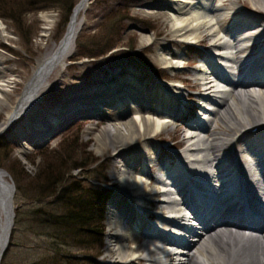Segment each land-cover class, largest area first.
I'll return each mask as SVG.
<instances>
[{
    "label": "bare ground",
    "instance_id": "bare-ground-1",
    "mask_svg": "<svg viewBox=\"0 0 264 264\" xmlns=\"http://www.w3.org/2000/svg\"><path fill=\"white\" fill-rule=\"evenodd\" d=\"M90 2L82 0L76 6L62 41L38 60L0 125V136L32 113L36 119L31 129L47 137L58 129L61 119L79 109L126 107L107 117L109 127L98 137L100 149L122 161L112 173L119 186L114 198L122 204L113 213L108 258L115 264H264V210L248 199V194L264 199V181L254 184L260 167L264 170V0H158L161 4L143 6L153 15H163L169 27L166 38L172 42L207 48L197 59L196 81L187 82L190 90L205 97L206 107L198 105L203 118L198 119L193 112L195 96L186 94L178 85V81L185 85L182 77L173 74L185 64V55L167 44L156 49L162 82L148 79L131 64L112 73L100 70L90 76L95 82L90 92L72 87L67 91L68 105L45 109L43 95L50 91L54 73L65 72L74 56ZM48 23L45 32L53 21ZM160 35L143 30L141 42L151 48ZM10 39L12 33L0 19V40ZM0 74L1 110L15 82L4 76L2 67ZM178 122L187 130L176 127L170 139L174 144L168 148L173 145L181 150L162 156L160 162L163 150L155 142H163L162 134ZM24 136L22 142H33L29 136L34 135ZM149 165L158 167L166 178L153 177ZM201 192L216 199L209 200ZM14 195L9 176L0 171V254L9 241ZM186 206L195 213L184 212ZM152 208L158 209L156 216ZM169 209L178 215L166 222L164 210ZM147 217H158V223L172 232L150 225ZM192 217L214 221V225L197 233ZM180 233L188 240L179 239ZM247 245L257 247L251 250Z\"/></svg>",
    "mask_w": 264,
    "mask_h": 264
},
{
    "label": "rangeland",
    "instance_id": "rangeland-1",
    "mask_svg": "<svg viewBox=\"0 0 264 264\" xmlns=\"http://www.w3.org/2000/svg\"><path fill=\"white\" fill-rule=\"evenodd\" d=\"M81 1L74 0L75 7ZM145 4L161 3L158 0H92L90 2L89 9L84 15L85 25L77 41L74 56L70 59L65 72L54 73L50 79L51 89L43 95L45 109L50 110L49 108L58 105H68L71 99H67V91L72 87L90 92L89 90L95 84L90 76H95L94 72L100 70L112 73L114 69L118 70L120 67L124 68L131 64L140 69L141 73L144 72V76H147L148 79L153 78L154 81L162 82V77L158 72L162 70V66L158 64L156 49L160 44H167L172 50L185 55V64L173 74L177 73L185 82V85H182L178 81L180 88L186 94L195 96L192 102H195L197 109L193 112L197 119L202 117L197 114L198 112L203 113V111H198V94L188 88L187 82L196 81L197 75L194 70L198 67L197 59L206 52V46L197 45L192 48L180 42H172L171 38H166L169 35V27L165 18L163 15L151 14L143 8ZM0 19L13 37L10 40H0V59L4 58L0 67L4 69V76L15 82L9 89L7 98L4 97V101L1 102V125L5 122L10 107L14 105L18 95L22 92L25 82L32 75L38 60L50 52L54 45L62 41L68 26L64 27L62 11L59 8L27 14L23 21L22 31L15 28L11 20L1 17ZM51 20L53 24L45 32L44 30L49 24L48 21ZM143 30L149 34L162 33L155 38V44L151 48H147V45L141 42ZM107 47L112 48L107 49L106 55L98 56L97 54L96 57L94 56L95 58L90 57L91 54L100 53ZM84 54L87 55L83 57ZM65 81H69L70 84H64ZM119 108L113 110L76 109L75 113L70 112L71 114L67 115V118L61 119V122L56 124L58 129L50 132L47 137L39 136V133L35 134L36 131L31 129V121L36 119L32 113L26 119L15 124L9 133L0 136V143L5 145L4 150L1 151L0 148V171L3 170L8 174L10 182L15 187L14 229H16V240L6 252L8 254L6 264H32L43 260L46 256L54 258L56 254L58 255L55 258H62V260L60 262L53 260V264H115L114 260L108 258L107 252L111 245L107 238L114 232L111 226L113 213L116 207L122 204V201L116 202L114 198L115 191L119 189V186L117 177L112 174L115 171L114 168L121 165L122 161L112 158L111 153L101 150L98 137L105 126L109 127L107 117L110 114L127 109L126 107L125 109ZM193 120L189 119V122ZM186 123L188 122L186 121ZM180 125L185 131L187 130L184 124L178 122L177 125L169 127L162 134L163 142H155V145L160 146L159 148L163 150L160 162L163 160L162 156L179 153L171 151L168 145L173 143L170 139H174L176 127ZM26 133L34 135L29 136L34 139L28 145L22 142ZM75 140L78 141L76 146L78 163L84 164L83 171L73 174L76 181L84 188L107 189L109 191L104 249L100 256H97L96 251L83 248V244L80 242L73 243L72 239L67 241L55 239L51 230L43 231L38 226L35 227L31 220L34 211L39 210V212L51 214L60 209L59 204H55L53 197L49 198V195L41 192L36 179L39 173L45 170L47 162L65 155L64 149L67 143H73ZM162 143L163 145H161ZM86 146L87 149H84ZM147 169L153 177L161 178L158 167L149 165ZM145 219L151 225L150 218ZM247 247L252 250L257 245H247Z\"/></svg>",
    "mask_w": 264,
    "mask_h": 264
},
{
    "label": "trees",
    "instance_id": "trees-1",
    "mask_svg": "<svg viewBox=\"0 0 264 264\" xmlns=\"http://www.w3.org/2000/svg\"><path fill=\"white\" fill-rule=\"evenodd\" d=\"M73 1L0 0V17L11 20L14 27L22 31L23 21L27 14L59 8L62 11L63 25L66 28L76 5ZM109 48L112 47L104 48L100 53L91 54L90 57L95 58L97 54L98 56L106 55ZM86 55L84 54L83 57ZM77 142L75 140L73 143H67L64 149L65 155L48 161L45 170L39 173L36 179L41 192L49 195V198L53 197L60 209L51 214L39 212V210L34 211L31 220L35 227L38 226L43 231L51 230L55 239L59 241L72 239L73 243L80 242L83 248L96 251L97 256H100L104 249L109 191L84 188L76 181L73 174L84 169V164L78 163ZM0 148L1 151L4 150L5 145L0 143ZM84 149H87V146ZM15 240L16 229L12 232L9 247L14 245ZM7 255L5 254L2 264H6ZM57 255L54 258L46 256L43 260L32 264H53V260L60 262L62 258H55Z\"/></svg>",
    "mask_w": 264,
    "mask_h": 264
},
{
    "label": "water",
    "instance_id": "water-1",
    "mask_svg": "<svg viewBox=\"0 0 264 264\" xmlns=\"http://www.w3.org/2000/svg\"><path fill=\"white\" fill-rule=\"evenodd\" d=\"M92 1V0H91ZM74 13V11H73ZM15 189V188H14ZM12 204H13V201L11 200L10 201ZM13 212H14V209L12 208ZM15 212L12 214V223H11V226H10V234H9V241H8V244L6 245V248L5 250L0 254V258L1 260H3L8 248H9V245H10V240H11V236H12V232H13V229H14V225H15Z\"/></svg>",
    "mask_w": 264,
    "mask_h": 264
}]
</instances>
